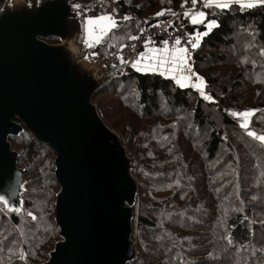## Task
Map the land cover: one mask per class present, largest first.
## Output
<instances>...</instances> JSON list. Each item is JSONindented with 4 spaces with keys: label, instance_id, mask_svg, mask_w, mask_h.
<instances>
[{
    "label": "trees",
    "instance_id": "trees-1",
    "mask_svg": "<svg viewBox=\"0 0 264 264\" xmlns=\"http://www.w3.org/2000/svg\"><path fill=\"white\" fill-rule=\"evenodd\" d=\"M140 1L78 2V40L85 39L83 23L89 13H112L116 27L94 42L95 51L104 56L137 32V19L162 20L182 4H191L159 0L160 6L144 15ZM161 11L165 14L157 16ZM212 20L216 26L206 31L194 59L211 99L160 74L129 67L110 69L97 88L98 92L111 85L110 91L129 100L138 116L158 113L164 119L154 125L157 138L152 132L147 135L151 143L134 152L125 146L138 188L132 235L136 255L129 264H264V178L258 179L248 167L257 155L264 163V142L249 136L240 125L241 117L233 115L252 110L255 119L249 130L264 135V4L247 10L235 5L209 8L205 23ZM199 27L207 29L205 24ZM114 83L125 84V89L111 88ZM128 84L133 85L130 93ZM177 116L179 120L172 122ZM234 139L248 149L241 161ZM9 141L12 149L20 147L17 164L25 169L26 183L21 211H8L0 201V264H41L60 238L54 221L59 190L55 152L26 127ZM224 158L231 160L226 169L219 165ZM177 168L189 180L173 178L171 172ZM229 174L234 176L232 184L224 179ZM155 245L160 258L146 252V246Z\"/></svg>",
    "mask_w": 264,
    "mask_h": 264
},
{
    "label": "water",
    "instance_id": "water-1",
    "mask_svg": "<svg viewBox=\"0 0 264 264\" xmlns=\"http://www.w3.org/2000/svg\"><path fill=\"white\" fill-rule=\"evenodd\" d=\"M76 0H11L0 11V196L21 211L26 180L9 137L28 128L55 152L59 239L41 264H129L137 182L92 97L106 77L80 61ZM53 37L57 43L46 39ZM75 51H74V50ZM16 118L17 120H15Z\"/></svg>",
    "mask_w": 264,
    "mask_h": 264
},
{
    "label": "rangeland",
    "instance_id": "rangeland-1",
    "mask_svg": "<svg viewBox=\"0 0 264 264\" xmlns=\"http://www.w3.org/2000/svg\"><path fill=\"white\" fill-rule=\"evenodd\" d=\"M9 1H11V0H5V2H7V3ZM80 1H84V0H77V2H80ZM140 3L144 6V9L146 11L144 15L150 14L151 12H153L154 10H156L160 6L159 0H141ZM77 5H78V3H77ZM0 8H1V6H0ZM209 8H216L217 9L218 7H215V6L206 7L205 10L203 11L205 13V19L207 16V9H209ZM0 11H1V9H0ZM190 21H191V19H190ZM77 36L75 37V40L73 42V45H74L73 47L75 50H77L78 52L83 54L82 49H79V47H81V44H80V41L78 40L79 38ZM46 40L50 43H57L58 42V39L53 38V37H49ZM91 42H94V39ZM87 62L89 63L88 65L92 66L93 69H95L99 75H102V73H101L102 70H101L100 66L95 65L90 60H88ZM178 84H180V83H178ZM110 86H107L104 90H99L98 92H96L94 94V96H93L94 104L95 105L97 104V106L103 112V116L105 117V119H103V118L102 119L104 120V122L112 130H114L116 133H118L120 135V137L123 139V142H124V138L127 137V142L125 140L124 145L128 148L129 151L134 152L133 149H135V150L142 149L143 147H145L146 143L152 142V140H150V138L147 137L148 134L150 135V133L152 132V134L156 138L158 137L157 131L159 129L155 128L154 125L157 123H163L164 122L163 117L158 113H150V115L146 118H143L142 116L141 117L138 116L136 113V110L133 108L132 104H130V101L126 100L123 96H120L119 98H117L114 95V93L110 91V88H109ZM128 86L131 88H129ZM128 86L126 88L127 93H130V92H132L133 85L128 84ZM115 87L119 91H122L125 89L124 88L125 84L120 83L117 85L116 83H114L111 88H115ZM203 96L209 97L207 90L204 91ZM252 117H253V114L250 117H247L248 127L245 128V131L254 132L253 130H249V127L254 125V119L255 118H252ZM244 119H245L244 117H241L240 125H241V123L244 122ZM178 120H179V116L173 117L171 119L172 122H177ZM129 136H130V138L128 139ZM257 136H259V135L257 134ZM232 143H234L235 146L236 145L240 146V154H239L238 150H237V153H238V161H241L240 155H242L244 153L243 152L244 150L248 151V149L246 148V146H241L240 142H238L236 139H234L232 141ZM185 144H186V142H185ZM19 148L17 146L15 149L17 150ZM163 149L166 150V148H162V150ZM167 151L169 152L170 150H167ZM259 157H260V155H257L254 162L252 164H249L248 167H249V169H250L249 171L251 173L257 175L258 179H262V178H264V163H262L260 161ZM216 160H218V159H216ZM230 161L231 160H228L227 158L221 159L219 165L221 167H223V169H226L231 165ZM177 170L174 169L171 172L173 175V178H175V179L188 178L187 174L183 175L180 173L178 168H177ZM221 175H223V174H221ZM224 179L225 180H231V184L234 182L233 174H229L228 176L224 175ZM188 180H189V178H188ZM201 186L202 185L197 186L196 189L199 190ZM147 192L149 194V198L153 199L154 189L151 186H149L147 189ZM236 194H238V193L237 192L233 193L234 196ZM241 201L244 202L245 201L244 198H242ZM147 235L150 236L148 233H147ZM134 243L136 246V242H134ZM145 249H146V252H148L152 257H154V258H160L161 257L160 251L156 245L155 246H146Z\"/></svg>",
    "mask_w": 264,
    "mask_h": 264
},
{
    "label": "built area",
    "instance_id": "built-area-1",
    "mask_svg": "<svg viewBox=\"0 0 264 264\" xmlns=\"http://www.w3.org/2000/svg\"><path fill=\"white\" fill-rule=\"evenodd\" d=\"M204 1L197 4L195 7L192 5L179 7L176 9L175 15L171 13L168 17L162 20H157L151 23H144L143 20L139 21L140 29L135 35L131 37H138L137 39L128 38L123 46L115 52H111L101 61V69L103 71H107L109 68H123V67H131V68H139L138 71H150V72H158L168 77L172 78L175 81L180 80V83L188 86H192L194 84H199L197 81V74L194 70L193 61L194 55L196 52V48L192 47L193 43H199V41L195 39L197 34L204 33L205 31L200 30L196 25L191 23L190 16L186 17L183 15L185 11H189L190 13H195L204 10ZM246 8V7H245ZM101 15H93L89 18L99 17ZM93 26L89 25L87 29V34L89 36L92 35ZM179 38L181 43L177 45L178 48H186L188 49L186 56V66L184 70L181 72L179 70V66L177 65V70L173 71L172 66L170 64H166L163 67H160L158 61L157 67L155 70L147 67L154 63L153 60L150 59H142L140 63L133 66V62L140 59V53H145L146 55H153L154 53L149 52L148 50H160L167 47L169 49L168 55H171V49L173 48L175 40ZM167 41L168 44L165 45L163 42ZM157 57H159L160 53H155ZM122 58V59H121ZM123 60V62H122ZM190 69V71H189ZM195 73V75H192ZM186 77H190V79H182Z\"/></svg>",
    "mask_w": 264,
    "mask_h": 264
},
{
    "label": "snow or ice",
    "instance_id": "snow-or-ice-1",
    "mask_svg": "<svg viewBox=\"0 0 264 264\" xmlns=\"http://www.w3.org/2000/svg\"><path fill=\"white\" fill-rule=\"evenodd\" d=\"M198 2L199 0H191V4L193 7H195ZM185 3H187V0H185ZM230 3H237L240 5L241 8H245V7L251 8V7L256 6V4H264V0H204V7L215 6V7L224 9V8L229 7ZM76 7H79V5H76ZM181 7H184V5L182 4ZM164 14H165L164 11H161L157 13L156 15L162 16ZM173 15H175V13H173ZM183 15L186 17L190 16L191 23L193 24H205V27L208 29V31H211V29L216 26V22L214 20L207 21V23H205V13L203 11H199L195 13H190L189 11H185ZM124 19L127 20L129 18L125 17ZM89 25L93 26L92 35H93L94 42L99 43L103 39V37L106 36L109 31H111L112 28L116 27V22L110 15H103L99 17L89 18L85 23L86 30L88 29ZM207 34H208L207 32L199 33L197 34L195 39L199 41V39L202 36L207 35ZM137 38L138 37H131V39H137ZM84 42L86 46L88 47L92 46V44L89 43L87 40H85ZM163 43L165 45L168 44L167 41H164ZM180 43H181L180 39L177 38L174 42L173 48L171 49V55H168L169 49L167 47H165L164 49H160V50H148L149 52L154 53L151 56L146 55L145 53H140V59L133 62V66L135 67L136 65H138L140 63V60L142 59H150V60H153L154 63L151 65H148L147 67H149L152 70H155V68L157 67V63H155V61H158V64L160 67H163L166 64H170L172 66L173 71L177 70V65H178L179 70L182 72L186 66L185 53H187L188 49L182 48V47L181 48L176 47L177 45H180ZM198 46H199L198 43L192 44L193 48L198 47ZM157 52L160 53L159 57L155 55V53ZM137 70H140V69L137 68ZM192 75H195V73H193ZM182 79H190V77H186V78L182 77ZM197 81L202 83V78L197 77ZM177 82L180 83V80H178ZM181 86H184V85L181 84ZM198 86L199 84L193 85V87H198ZM201 94L203 95V92ZM205 99H211V98L205 96ZM252 114H253L252 110H248V111L241 112V113H233L234 116H240V117L245 118L244 122L241 123L242 128L248 127L247 117H250ZM248 135L253 136L254 138L260 140L261 142H264V135L257 136V134L252 131H249ZM3 200H4V197L0 196V201H3Z\"/></svg>",
    "mask_w": 264,
    "mask_h": 264
},
{
    "label": "bare ground",
    "instance_id": "bare-ground-1",
    "mask_svg": "<svg viewBox=\"0 0 264 264\" xmlns=\"http://www.w3.org/2000/svg\"><path fill=\"white\" fill-rule=\"evenodd\" d=\"M79 59H80V61L85 62L86 61V56L84 54H82V55L79 56Z\"/></svg>",
    "mask_w": 264,
    "mask_h": 264
}]
</instances>
